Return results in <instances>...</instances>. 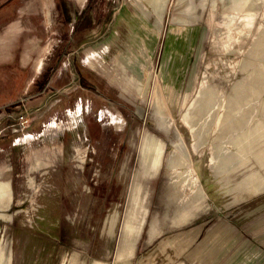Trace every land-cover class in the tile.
I'll list each match as a JSON object with an SVG mask.
<instances>
[{
  "label": "rangeland",
  "instance_id": "rangeland-1",
  "mask_svg": "<svg viewBox=\"0 0 264 264\" xmlns=\"http://www.w3.org/2000/svg\"><path fill=\"white\" fill-rule=\"evenodd\" d=\"M35 1L37 10L20 24L33 30L28 19L41 11L47 31L34 28L46 35L39 57L58 59L43 58L33 72L50 92L42 117L0 138V182L9 181L12 192L8 208L0 207V264H115L118 242L132 251L129 264H220L234 230L257 224L233 229L228 214L246 179L264 177V125L250 117V104L264 98V0H96L93 29L80 46L72 39L67 54L82 3ZM14 2L0 0V22ZM32 9L27 1L19 12ZM128 16L146 28L142 45L122 24ZM78 75L95 90L75 89ZM14 83L0 78V103L15 93ZM58 88L63 92L51 93ZM65 95L66 105H50ZM12 106L0 110L2 121L7 114L30 119ZM84 119L99 120L125 146L119 156L101 143V155L113 158L105 172L111 191L100 202L85 181L105 165L82 173L96 152ZM30 130L44 142L32 153L41 169L25 166L27 150L24 163L16 148ZM158 150V161L145 164Z\"/></svg>",
  "mask_w": 264,
  "mask_h": 264
},
{
  "label": "crops",
  "instance_id": "crops-1",
  "mask_svg": "<svg viewBox=\"0 0 264 264\" xmlns=\"http://www.w3.org/2000/svg\"><path fill=\"white\" fill-rule=\"evenodd\" d=\"M14 1H15L14 2L15 5H14L13 14L10 15L8 19H6V22H3L4 20L0 22V32L2 28H4L5 31L4 34H0V38H2V40H0V78H2L5 81L14 78L16 83V84L14 83L16 86L15 88L16 91L15 93L13 92V94L9 93L11 96L6 97L3 100V102L0 103V110L4 106L10 105L11 107L13 105L12 107H14L16 111H22V110L26 111L24 112V115L25 113L30 115L29 121L32 125L33 123L38 122V120L42 117L45 108L41 109V107H44L46 105V101H48L47 92H49L45 88L47 83H44V85L41 84L42 80H40L37 75L33 74L34 69L40 65V62L42 63L43 58L49 59L50 61L58 58L56 53H51V55H47L48 56L47 58L45 56H43V58L41 56L39 57V54L43 52L40 42L42 41V38L45 37L46 35L45 34L41 35V33H43L42 31H40V33L38 34L37 31L35 32L34 28H36L37 26L38 29L40 30L44 29L45 31H47L46 27H43L40 22L42 21L40 19L43 18L42 17L43 15H41L42 13L41 11L38 12L40 14H37L39 15V17L37 16L30 17V21L28 19V25H30L33 30L29 28L28 29L23 28L22 25L20 24V19L22 16H24L23 14H28L30 12L35 13V11L38 8V6L36 5L37 2L35 0H23L22 3L19 0H14ZM27 1L33 4V9L25 12H19L20 7ZM95 1L96 0H94V3ZM76 2L82 4L79 8V11L77 12L78 14L77 21L74 25H72L73 27H71L72 32L70 38L65 42L64 53L66 49L69 48L67 47L69 43L75 41L74 33L78 34L77 36L79 40L84 42L85 34L93 29V25L90 24L89 21L91 19L90 15L91 14L94 15V13L92 12L95 8L94 3L89 4V6H87V11H85L86 3L87 4L89 3L88 0H76ZM55 8L57 9L58 6ZM57 12H59V10ZM11 23L15 25L14 26L15 30H12V33H8L7 28L8 25ZM60 23H62V21L58 22L59 25ZM96 23H94V25ZM124 23H127V25L130 27V32L134 35L135 39H137L142 45V42L140 41L139 38L143 36L144 33L142 31H144L146 28L142 25L141 20L138 21L137 19H133L132 16H128L127 19H125L122 22V24ZM51 33H53L52 30L49 32V35H51ZM37 36L39 37V40L38 42L35 43L33 38L34 37L37 38ZM4 38H6L5 41L3 40ZM120 41H122V39H120ZM31 42H33L34 45L31 44ZM83 42H81L80 44H82ZM14 43L16 45L15 49L11 51V48L14 46L13 45ZM124 46H126L129 54L131 55V52L127 47V45L124 44ZM68 52L69 51H67L65 54H67ZM87 62L93 63V61L87 60L86 65ZM47 66L48 69L50 70L55 66V64L54 65L52 64V66H50V64H47ZM59 89L60 88L55 89L51 93L54 92L60 94L61 92H63V89L60 90ZM75 89H79L80 91L82 90L78 86V81L75 86ZM68 96L65 95L64 97L54 98L53 101L49 103L51 106L58 104L59 107L61 105H66L64 100L68 98ZM38 98H40L41 100L39 102L40 104L33 105V100L34 99L36 100ZM250 105H254V107H251V110L256 111L255 114L252 113L250 117L255 118L257 120L256 123L261 122L262 123L261 125H264V98L262 97V99L258 103L255 102V104L252 103ZM5 117L6 118L4 121L0 119V131L3 134L0 136V138H5L9 136L10 132L18 131V130L12 131L14 126H16V121L15 119L12 118L11 114H7V116ZM32 131L33 130L25 132V134L18 137L15 142L16 148L20 149L19 158H21V162L25 163V155H27L28 158L26 159L25 166H28L29 169H34L36 167H39L34 165L36 163L35 161L38 154L32 157V153L36 152L34 149L38 148L40 146V143H44V142L38 143L39 140L37 138L39 137V135L34 134ZM45 134L48 133L46 132ZM26 136L30 138L29 141H24ZM25 150L27 151L26 154L24 155ZM43 152L41 149L39 155L40 153ZM262 156L264 157V154ZM41 167L39 168L41 169ZM259 167L260 169H262V173L264 174V159L261 160V162H259ZM251 176L253 177H251L250 179H246V181L244 182L245 186L243 188L245 190L241 191L242 193L241 196L239 197V193H238L235 195V197L234 196L232 197V205L228 217L231 219V223L234 225L233 229H235V226H237V228L239 229L240 225H244V224L249 225L251 223H257V224L259 223V225L257 224L251 225L249 227V231L247 232L243 231V234L240 230L238 231L234 230L231 238V244L233 248L229 250L220 249L221 254L219 253L220 255H218L220 264H264V177L263 176L260 177L255 174H252ZM11 193L12 192L10 191V182L5 181V184L3 182H0V207L8 208L9 202L11 203L10 201ZM221 217L222 216L220 215L215 216L214 227L215 230L217 231V236L221 235L220 231L217 230L220 222L219 219H221ZM5 218L10 219V215L6 213ZM205 223L200 224L198 228L199 234L202 232ZM222 229L223 228H221L220 230ZM221 232H223V230ZM127 242L128 241L123 240V243H127ZM115 248H116V252H115L114 263L125 264L127 262L129 264L128 261L131 258L132 251H127V252L121 251V249L119 248V242L117 243V246Z\"/></svg>",
  "mask_w": 264,
  "mask_h": 264
},
{
  "label": "trees",
  "instance_id": "trees-1",
  "mask_svg": "<svg viewBox=\"0 0 264 264\" xmlns=\"http://www.w3.org/2000/svg\"><path fill=\"white\" fill-rule=\"evenodd\" d=\"M5 2H9V0H5ZM89 4H92L94 3L93 0H88ZM5 3V5H6ZM1 7V5H0ZM3 7L5 8V6L3 5L1 7V9H3ZM10 15H12L11 13H7V17L6 19H8L10 17ZM5 19V20H6ZM78 34L74 33V38H75V41L73 42L75 44V46H79L81 42V40H79ZM81 38V37H80ZM67 51H70V47L66 49L65 53ZM78 86L80 87V89H86V90H95L94 88H92L87 80L83 77V76H80L78 77ZM97 100V99H95ZM97 104H98V100L96 102V107H97ZM95 107V108H96ZM93 107L90 108V111L91 110H94L95 109ZM89 112V111H88ZM88 112L86 111L84 113V116H86L88 114ZM83 123L86 124V131H88V138H89V143H90V146L94 147V149H96V152L92 153L91 155L89 154V161H87L84 165V168H83V171L82 173H85L87 176H89V172L92 171V168L91 169H88L89 167H91V165L95 166L97 165L99 162L102 163L103 165H105V168L101 167V171H99L98 168H96L97 170V173L95 175H97L96 177H91V179L88 181L86 180L85 182L87 183L88 187H89V190H91V194H93L95 197H97V201L100 202L101 200H103L102 196L105 194L106 196L109 195L110 193V182L108 183L106 178L108 177V174H106L105 172L107 171V167L110 165L111 163V159L113 158V155H110V152H106L104 155H101L103 154V152H101V146L102 144L101 143H104L106 145V147H110L109 145H112L113 146V153L116 154V155H121V153L123 152L124 150V144L122 143V141H118L117 138L118 136H116L115 134H113L112 136L110 135L112 132L111 130H109L108 128L104 127V125L101 124V122L98 120V121H90L87 120V119H84ZM91 125H94L93 127H91ZM106 139H110L111 143L109 141H106ZM98 150V151H97ZM106 161L105 164L103 162V160ZM94 169V168H93ZM105 173V176L103 177L102 174ZM101 174V175H100ZM100 176V178H99ZM90 250H91V247H90ZM97 258V256H90V258Z\"/></svg>",
  "mask_w": 264,
  "mask_h": 264
},
{
  "label": "built area",
  "instance_id": "built-area-1",
  "mask_svg": "<svg viewBox=\"0 0 264 264\" xmlns=\"http://www.w3.org/2000/svg\"><path fill=\"white\" fill-rule=\"evenodd\" d=\"M10 116V115H9ZM13 119H15L16 121V126H14V128L12 129V131H16L19 130L20 128H23L24 126H26L29 122V119L26 117H23V115H17L16 117H14ZM19 125V126H17ZM3 135L2 132L0 131V136Z\"/></svg>",
  "mask_w": 264,
  "mask_h": 264
},
{
  "label": "bare ground",
  "instance_id": "bare-ground-1",
  "mask_svg": "<svg viewBox=\"0 0 264 264\" xmlns=\"http://www.w3.org/2000/svg\"><path fill=\"white\" fill-rule=\"evenodd\" d=\"M158 147L161 148L162 147L161 144ZM159 154H160V151L158 150V151H154V153L149 157V159L145 158V156H144L143 159H144L145 164H146V162H154V163L157 162L159 159L158 158Z\"/></svg>",
  "mask_w": 264,
  "mask_h": 264
},
{
  "label": "flooded vegetation",
  "instance_id": "flooded-vegetation-1",
  "mask_svg": "<svg viewBox=\"0 0 264 264\" xmlns=\"http://www.w3.org/2000/svg\"><path fill=\"white\" fill-rule=\"evenodd\" d=\"M60 134H61V132H60V130H59V131H58V134H57V137H58V138H59Z\"/></svg>",
  "mask_w": 264,
  "mask_h": 264
}]
</instances>
